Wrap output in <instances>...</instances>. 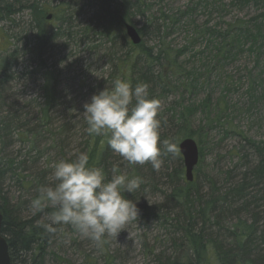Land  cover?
<instances>
[{"label": "rangeland", "instance_id": "374dc122", "mask_svg": "<svg viewBox=\"0 0 264 264\" xmlns=\"http://www.w3.org/2000/svg\"><path fill=\"white\" fill-rule=\"evenodd\" d=\"M34 1L0 0V8L13 3L20 9L9 19L0 18V50L10 41L9 49L16 47L19 53L14 66L24 72L33 68V58L25 49L33 42V25L30 10L21 9V6H29ZM142 1L148 9L145 15L135 11L132 22L137 29L145 27L144 35L141 34L145 45L153 49L157 46L179 49L181 63L189 73L186 85L158 92L154 97L160 101L158 118L162 129L173 136L178 131L175 116L189 114L191 138L200 150V160L194 171L198 197L202 200L210 197V181L221 196L233 188L238 189L241 183H248V188L232 200L231 213L223 214L220 222L225 225L227 217L226 225L233 226L238 220H255L257 228L262 230L264 182L254 179L253 170L264 156V0ZM68 3L74 6L69 35L56 40L44 58L58 78V102L53 110L55 131H61L67 124L69 130L74 128L70 140H59L64 146L63 152L72 157L81 150L82 133L78 130L84 119V103L90 100L98 86H112L119 57L124 56L127 49L114 44L94 21L97 0H54L52 5L66 7ZM166 16L170 19H165ZM45 23L49 27L56 25L58 20L51 18ZM20 72L7 85L5 100H0V116L15 107L22 118L29 114L26 122H31L39 115V105L34 100L42 102L43 81L38 74ZM13 138L10 147L0 148L3 150L0 156L27 153V146L24 147L16 136ZM44 146L45 143L41 148ZM35 153L31 151L30 157H37ZM114 155L117 157L115 164L129 166L118 154ZM160 159L161 167L153 176L150 163L136 165V172L143 179L139 193L131 198L139 210L136 221L100 246L79 236L70 225H57L44 264L95 261L105 264L107 257L111 264H160L165 256L177 254L175 243L181 233L174 228L173 217L179 210L165 200L172 189L169 175L183 165V160L179 162L174 156ZM38 160L45 162L37 157ZM28 165L25 174L31 176L29 168L33 164L29 162ZM50 179L51 172L48 182ZM0 189L13 203L21 204L18 211L22 218L48 222L49 212L31 209L34 195L22 189L19 177L9 174L0 183ZM151 210L159 211V217H150L148 211ZM224 232L222 229L219 234ZM259 248H264L261 241L256 243V250Z\"/></svg>", "mask_w": 264, "mask_h": 264}, {"label": "trees", "instance_id": "16d2710c", "mask_svg": "<svg viewBox=\"0 0 264 264\" xmlns=\"http://www.w3.org/2000/svg\"><path fill=\"white\" fill-rule=\"evenodd\" d=\"M53 3L54 0H35L29 6H21V9L30 10L31 25H33V42L30 48H25L33 58L31 70L25 69L26 72L23 70L20 72L18 66H14L15 62L18 61L19 53L14 46H12L14 48L9 49L11 47L10 41L4 49L0 50V100H5L4 92L7 85L19 72L23 75L38 74L43 81L42 102L34 100V103L39 105V115L33 121L26 122L29 114H24V118H22L15 107L5 110L6 113L0 116V148L10 147L11 140L15 136L24 147L27 146L28 148L27 153L22 155H14L13 153L0 156V183L9 174L13 177H19L22 189L33 193L34 196L37 187L48 182L51 172L49 165L54 161L69 157L63 152L64 146L59 140H70V135L74 133V128L70 127L69 130L68 124L65 128L63 126L61 131H55L53 110L58 102V78L44 58L56 40L66 34L69 35L74 6L71 3H68L66 7L53 6ZM96 5L98 8L94 13V21L101 31L114 44H121L123 48L127 49L124 56L119 57L120 61L117 63L113 74L114 79L121 78L130 81L133 86L138 83H147L152 97H155L158 92L186 85L189 73L181 63L180 53L182 54V51L171 49L168 46H157L156 49L149 48L145 45L143 36L141 43L134 45L125 33L124 23L133 25L132 19L136 12L145 15L148 9L145 1L97 0ZM17 10L20 9H16L15 4H5L3 8H0V18L9 19L10 15L15 14ZM49 15L58 20L56 25L49 27L46 25L45 21L48 20ZM165 19H170V16H166ZM161 29L160 27L157 28L158 31ZM144 31L145 27L138 29L140 35H144ZM85 34L88 33L85 32ZM117 37H120L121 43ZM27 68H29L28 65ZM103 88V86H98L95 88V93ZM186 111L192 114L190 108H187ZM188 118L189 114L187 113L175 116L178 131L173 136H169L161 125L160 140L175 139L178 146L181 140L191 137L190 130L192 131V129L188 124ZM32 124L34 125L33 128L30 127ZM86 128L85 119H81V127L78 131L82 133V144H80L81 150L78 153L88 154L90 166L102 167L110 178V170L117 157H115L112 149L107 146L104 136H90ZM65 130L69 132L68 136L64 133ZM43 143L46 146L41 148ZM53 149L57 151L53 152ZM31 151H35V156L44 159L45 162L37 161V157L31 158ZM0 152L2 153L3 150ZM170 156L172 155L163 153L161 155L162 158ZM174 157L179 162L182 160L179 152ZM29 162L33 164L29 168L32 170L31 176L25 174ZM42 164L44 165L42 166ZM120 168L129 176L141 178L136 172L138 170L136 165ZM149 170L153 176L155 170L152 167ZM253 177L257 182H264V156H261L259 164L254 168ZM169 179L172 182V189L165 202L179 210L173 219L175 221L174 228L181 233V238L176 242L181 251L178 254L170 255V257L165 256L160 264H264V248L256 250L257 242L261 241L264 244V228L259 230L255 220L253 222L238 220L233 226L226 225L228 223L227 217L225 218V225L220 222V217L223 214L226 213L228 216L231 213L233 210L232 200L248 188V183H241L237 187L238 189L233 188L229 193L221 196L219 195L220 191L214 188V182L209 180L212 193L210 197L202 200L200 196L198 197L199 189L195 176L192 182H188L182 164L174 169L173 173L169 175ZM138 193L137 190L133 194L125 193V195L126 198L131 199ZM20 205V203H13L12 199L5 194L3 195L0 189V213L3 215L2 233L7 237L11 264H44L53 234L48 233L43 228V224L37 222L39 220L37 218L36 220L21 219L15 216L14 212L18 211ZM217 209H219L218 213ZM44 211L50 213L52 209H45ZM148 214L153 218L159 217V211L151 210L148 211ZM222 229L225 232L220 235L219 232ZM85 264L97 263L95 261ZM105 264H111L108 257Z\"/></svg>", "mask_w": 264, "mask_h": 264}, {"label": "clouds", "instance_id": "9594fccd", "mask_svg": "<svg viewBox=\"0 0 264 264\" xmlns=\"http://www.w3.org/2000/svg\"><path fill=\"white\" fill-rule=\"evenodd\" d=\"M83 108L87 133L104 136L107 146L129 166L150 163L159 171L162 153L176 156L179 152L175 139L160 140V101L150 95L147 83L133 86L116 78ZM50 167V181L40 184L30 201L34 212L52 209L43 225L48 233L55 234L57 225H70L79 236L100 246L138 219L137 205L125 193H135L142 178L122 172L118 163L112 165L110 178L102 167L90 166L83 152L54 161Z\"/></svg>", "mask_w": 264, "mask_h": 264}, {"label": "water", "instance_id": "95a60500", "mask_svg": "<svg viewBox=\"0 0 264 264\" xmlns=\"http://www.w3.org/2000/svg\"><path fill=\"white\" fill-rule=\"evenodd\" d=\"M50 18L51 16L47 17V19ZM124 27L127 36L134 45L141 43L142 37L140 36L136 27L130 23H125ZM178 149L183 158L185 178L188 182H192L194 180V169L199 162L198 145L194 139L188 137L179 142ZM2 219L3 217L0 213V264H11L9 246L6 238L1 233Z\"/></svg>", "mask_w": 264, "mask_h": 264}, {"label": "bare ground", "instance_id": "6f19581e", "mask_svg": "<svg viewBox=\"0 0 264 264\" xmlns=\"http://www.w3.org/2000/svg\"><path fill=\"white\" fill-rule=\"evenodd\" d=\"M49 16H51V15H49ZM64 133L65 134H69V132L67 131V130H65L64 131ZM8 154H13V153H8ZM0 162H1V159H0ZM15 214V216H18V217H20L21 219H24V218H22L23 216H20L21 214V212H19V211H16V212H14ZM2 214V213H1ZM17 214V215H16ZM2 217H3V215H2ZM2 221H3V219H2ZM43 225L45 224V223H42ZM44 228V227H43ZM45 229V228H44ZM1 233H2V226H1ZM3 234V233H2ZM4 235V234H3ZM4 237L7 239V237L4 235ZM175 245L177 246V254L181 251L180 250V246L179 245H177V243H175ZM97 263V262H96Z\"/></svg>", "mask_w": 264, "mask_h": 264}]
</instances>
